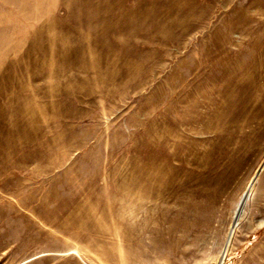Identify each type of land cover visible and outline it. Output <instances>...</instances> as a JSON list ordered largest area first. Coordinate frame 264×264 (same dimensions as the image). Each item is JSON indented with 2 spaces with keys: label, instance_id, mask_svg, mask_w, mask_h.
Segmentation results:
<instances>
[{
  "label": "rangeland",
  "instance_id": "374dc122",
  "mask_svg": "<svg viewBox=\"0 0 264 264\" xmlns=\"http://www.w3.org/2000/svg\"><path fill=\"white\" fill-rule=\"evenodd\" d=\"M0 264H264V0H0Z\"/></svg>",
  "mask_w": 264,
  "mask_h": 264
},
{
  "label": "bare ground",
  "instance_id": "6f19581e",
  "mask_svg": "<svg viewBox=\"0 0 264 264\" xmlns=\"http://www.w3.org/2000/svg\"><path fill=\"white\" fill-rule=\"evenodd\" d=\"M190 138H191V137H190ZM188 139H189V137H188ZM192 139H193V138H192ZM192 139H191V140H192ZM194 140H195V139H193V141H194ZM193 141H192V142H193ZM187 142L189 143V141H187ZM195 142H196V141H194V143H195ZM198 142H199V141H198ZM191 145L194 147L193 143H192ZM185 146H186V145H185ZM192 146H191V147H192ZM188 149H189V148L187 147L186 151H187ZM174 155H175V154H174ZM175 156H176V155H175ZM182 156H183V155H182ZM178 157H179V156H178ZM179 158H180V157H179ZM179 158H178V159H179ZM183 159H185L184 156H183ZM183 161H184V160H183ZM158 164H159V163H158ZM181 164H182V163H181ZM233 188H234V187H233ZM243 196H244V195H243ZM240 197H241V196H240ZM246 200H248V199H246ZM245 202H246V201H245ZM149 222H150V221H149ZM145 226H146V225H145ZM144 229H145V228H144Z\"/></svg>",
  "mask_w": 264,
  "mask_h": 264
}]
</instances>
